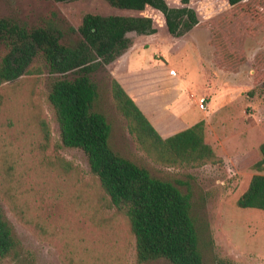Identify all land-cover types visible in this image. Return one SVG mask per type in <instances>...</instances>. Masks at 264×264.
Listing matches in <instances>:
<instances>
[{"label": "rangeland", "instance_id": "obj_1", "mask_svg": "<svg viewBox=\"0 0 264 264\" xmlns=\"http://www.w3.org/2000/svg\"><path fill=\"white\" fill-rule=\"evenodd\" d=\"M164 1L170 8L183 6L180 0ZM188 7L201 27L180 38L169 35L161 15L146 8L157 34H128L129 48L91 75L92 111L109 123L113 151L190 195L202 264H264V211L236 205L257 173L252 167L264 142V0L237 8L226 0H191ZM111 12L104 0H0V20L25 30L53 29L70 48L80 42L77 29L85 14ZM213 33L229 52V68L217 65ZM6 52L0 41V60ZM30 71L0 85V209L19 242L18 259L0 264H136L127 218L110 204L84 153L60 141L48 94L54 81L76 73L50 72L41 57ZM116 72L129 87L150 84L147 95H164L155 110L165 122L166 104L173 105L181 89L182 100L197 108L186 123L204 122V142L221 161L169 167L139 150L112 99ZM191 95L205 99V112Z\"/></svg>", "mask_w": 264, "mask_h": 264}, {"label": "trees", "instance_id": "obj_2", "mask_svg": "<svg viewBox=\"0 0 264 264\" xmlns=\"http://www.w3.org/2000/svg\"><path fill=\"white\" fill-rule=\"evenodd\" d=\"M104 1L112 12L85 14L77 29L80 42L75 48L63 45L60 34L53 29L25 30L0 20V41L7 49L0 60V85L30 74V65L37 57L43 59L50 72L61 75L75 72L73 79L54 81L48 94L60 141L64 147L84 153L91 174L98 179L110 204L127 218L135 241L136 264L157 260L202 264L198 234L190 215V195L112 150L109 123L103 114L92 111L96 90L91 80L96 70L115 62L129 48L128 34H157L152 19L145 15L147 7L161 15L166 32L174 38L201 27V23L188 7L191 0H180L183 5L180 8H170L164 0ZM247 1L226 0L231 8ZM211 45L216 48L217 65L229 68V52L216 33ZM111 95L138 149L154 162L169 167H197L221 161L204 142L203 121L162 138L116 79L111 81ZM41 130L48 140L49 129L44 122ZM258 152L260 158L252 167L257 173L236 205L264 211V142ZM18 257L19 242L0 209V262Z\"/></svg>", "mask_w": 264, "mask_h": 264}, {"label": "crops", "instance_id": "obj_3", "mask_svg": "<svg viewBox=\"0 0 264 264\" xmlns=\"http://www.w3.org/2000/svg\"><path fill=\"white\" fill-rule=\"evenodd\" d=\"M129 62V60L126 61V67H128V65L130 64ZM119 73L120 72H116L115 79L123 87L126 93L132 98V100L135 102V104L142 111V113L162 138L170 137L191 127L198 122L197 121L192 125H188L186 123L185 120L191 117H189V114L197 111V108H195V106L187 104L184 100H182V92L180 91L181 89L179 90L178 94H176V101L173 103V105L168 107V105L166 104V107L168 109L165 110V122L164 120H161L160 114H157L155 110V106H157L158 100L161 101V99L164 98V95H161V93H158L159 95H156L155 91L153 90L150 91V96L147 95V88L150 87V84H143L137 88H133L132 86L129 87V84L126 83L124 77ZM130 74H133V72H130ZM171 108L173 109L172 111H170ZM196 118H198V115Z\"/></svg>", "mask_w": 264, "mask_h": 264}, {"label": "built area", "instance_id": "obj_4", "mask_svg": "<svg viewBox=\"0 0 264 264\" xmlns=\"http://www.w3.org/2000/svg\"><path fill=\"white\" fill-rule=\"evenodd\" d=\"M191 98L197 101V107L201 112H205L207 109L204 98H196L194 95H191Z\"/></svg>", "mask_w": 264, "mask_h": 264}]
</instances>
